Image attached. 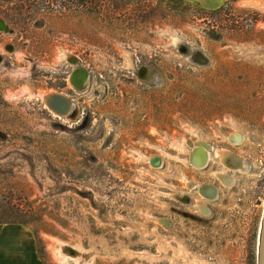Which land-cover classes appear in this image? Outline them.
Masks as SVG:
<instances>
[{
    "label": "rangeland",
    "instance_id": "obj_1",
    "mask_svg": "<svg viewBox=\"0 0 264 264\" xmlns=\"http://www.w3.org/2000/svg\"><path fill=\"white\" fill-rule=\"evenodd\" d=\"M120 2L0 1V220L16 221L0 233L31 235L49 264H259L264 0ZM197 141L207 168L190 160Z\"/></svg>",
    "mask_w": 264,
    "mask_h": 264
},
{
    "label": "bare ground",
    "instance_id": "obj_2",
    "mask_svg": "<svg viewBox=\"0 0 264 264\" xmlns=\"http://www.w3.org/2000/svg\"><path fill=\"white\" fill-rule=\"evenodd\" d=\"M2 27V26H1ZM75 63H77V67L75 69V71L79 68H83L82 65L78 64L77 60H75ZM73 72L70 77L69 80L71 82V84H73L76 88H78V84L83 83V86L87 84V82L89 81L90 78V74L88 72V74H86L85 80H84V73H76ZM142 73H148L147 68H143L141 70ZM76 75V76H75ZM81 88V87H79ZM21 94V92H17V95ZM55 97H59L61 99H64L66 101H62L61 99L55 98ZM43 98L46 100V102L48 104H50L51 101L54 102V106L56 108H52L54 109L56 112H59L61 114H65L66 111L68 110V99L67 97L60 93V92H56V91H50L46 94L43 95ZM54 99V100H53ZM66 104H65V103ZM242 135L241 134H232V136L230 137V139H232V141L239 143L242 141ZM194 151H191V157L190 160L193 164H195L197 167L199 168H205L207 167L208 163L211 160L212 157V148L210 146V144L206 143V142H202V141H197L194 144ZM215 153L222 158V160L224 161V158L226 155H230V151L228 149H218L215 150ZM152 162H154L156 159H158L157 156H152ZM239 170L241 171H246L248 169V165L244 162H241V164L238 166ZM196 187L199 188V191H201V193L204 195V197L208 198V199H214L216 197V189L214 188V186L209 185V184H199ZM205 210V209H204ZM263 241V242H262ZM262 243V247H261V254H260V263L259 264H264V222H263V227H262V232H261V242ZM67 256H69L68 253H64L62 255L59 256L60 260H65L67 258Z\"/></svg>",
    "mask_w": 264,
    "mask_h": 264
},
{
    "label": "crops",
    "instance_id": "obj_3",
    "mask_svg": "<svg viewBox=\"0 0 264 264\" xmlns=\"http://www.w3.org/2000/svg\"><path fill=\"white\" fill-rule=\"evenodd\" d=\"M200 7L207 9H218L230 0H186ZM6 233H0V264H49L42 257L39 249V243L28 235L25 242L18 237H14L13 233L16 228L8 230L3 229Z\"/></svg>",
    "mask_w": 264,
    "mask_h": 264
},
{
    "label": "trees",
    "instance_id": "obj_4",
    "mask_svg": "<svg viewBox=\"0 0 264 264\" xmlns=\"http://www.w3.org/2000/svg\"><path fill=\"white\" fill-rule=\"evenodd\" d=\"M122 0H91V6L92 8L94 9V11H97L99 12L101 9H106V8H110L112 10H118L120 7H122V5L125 4V2H120ZM182 3H185L186 1L185 0H178ZM188 2V1H187ZM191 3V2H189ZM223 7H221L220 9H222ZM141 13H146V12H143V10H141L140 14ZM142 15V14H141ZM144 16V15H142ZM1 222H16L14 220H0V223Z\"/></svg>",
    "mask_w": 264,
    "mask_h": 264
},
{
    "label": "flooded vegetation",
    "instance_id": "obj_5",
    "mask_svg": "<svg viewBox=\"0 0 264 264\" xmlns=\"http://www.w3.org/2000/svg\"><path fill=\"white\" fill-rule=\"evenodd\" d=\"M2 2H9L10 0H0ZM2 26V27H1ZM7 29H10V26L8 25V23L4 20V19H1L0 18V30L3 31V30H7ZM6 46L9 48V49H6ZM3 47H5V51L6 52H13L14 51V45L12 43H4ZM0 62H5V57H4V52H2L0 50ZM70 74V73H69ZM195 165V164H194ZM207 168V167H206ZM229 180V179H228ZM214 188H216L217 190V187L214 186ZM218 191V190H217ZM208 199V198H207Z\"/></svg>",
    "mask_w": 264,
    "mask_h": 264
},
{
    "label": "water",
    "instance_id": "obj_6",
    "mask_svg": "<svg viewBox=\"0 0 264 264\" xmlns=\"http://www.w3.org/2000/svg\"><path fill=\"white\" fill-rule=\"evenodd\" d=\"M142 68H145V66H143ZM76 73H84L85 74V76H84V80H85V77H86V74H88V70L86 69V68H79V69H77L76 71H75ZM76 76V75H75ZM79 87H81V88H83V83H80V84H78V88ZM81 88H79V89H81ZM55 98H58V99H61V98H59V97H55ZM54 100V99H53ZM62 101H66V100H64V99H61ZM65 103V102H64ZM67 103V102H66ZM65 103V104H66ZM51 109L52 108H56L55 106H54V102L53 101H51L50 102V104L48 105ZM152 162V161H151ZM152 164L154 165V166H160L161 165V158H158V159H156L154 162H152ZM263 242V241H262Z\"/></svg>",
    "mask_w": 264,
    "mask_h": 264
}]
</instances>
